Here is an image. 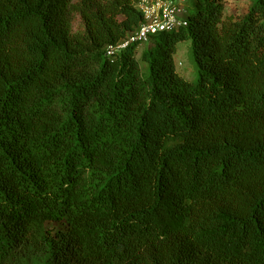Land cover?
<instances>
[{
  "label": "trees",
  "instance_id": "1",
  "mask_svg": "<svg viewBox=\"0 0 264 264\" xmlns=\"http://www.w3.org/2000/svg\"><path fill=\"white\" fill-rule=\"evenodd\" d=\"M139 1L0 0V264H264V0Z\"/></svg>",
  "mask_w": 264,
  "mask_h": 264
},
{
  "label": "built area",
  "instance_id": "2",
  "mask_svg": "<svg viewBox=\"0 0 264 264\" xmlns=\"http://www.w3.org/2000/svg\"><path fill=\"white\" fill-rule=\"evenodd\" d=\"M188 0H140L136 7L142 15L137 29L115 44L106 47L107 54L125 49L133 43L137 46L150 43L154 35L173 32L187 27Z\"/></svg>",
  "mask_w": 264,
  "mask_h": 264
},
{
  "label": "rangeland",
  "instance_id": "3",
  "mask_svg": "<svg viewBox=\"0 0 264 264\" xmlns=\"http://www.w3.org/2000/svg\"><path fill=\"white\" fill-rule=\"evenodd\" d=\"M225 5V15H233L234 17H240L247 12L251 0H223ZM73 31L83 30V25L78 15H75L73 20ZM152 43V42H150ZM150 43H145L136 47L135 55L140 56L141 51L150 46ZM176 65L178 70L185 76L190 77L194 63L190 52L189 42H181L178 45L176 53ZM47 228L52 229L55 232L57 229L62 228L61 224L54 222L47 223Z\"/></svg>",
  "mask_w": 264,
  "mask_h": 264
}]
</instances>
